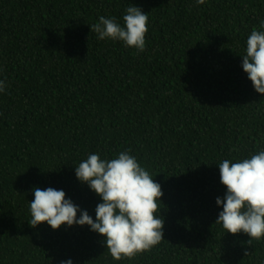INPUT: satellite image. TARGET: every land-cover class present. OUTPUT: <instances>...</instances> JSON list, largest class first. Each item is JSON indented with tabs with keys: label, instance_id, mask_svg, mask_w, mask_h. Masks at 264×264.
<instances>
[{
	"label": "trees",
	"instance_id": "obj_1",
	"mask_svg": "<svg viewBox=\"0 0 264 264\" xmlns=\"http://www.w3.org/2000/svg\"><path fill=\"white\" fill-rule=\"evenodd\" d=\"M130 6L148 14L143 53L90 29ZM261 21L264 0H0V264H264V239L215 223L218 164L264 149V96L241 67ZM121 151L161 186L164 240L116 261L87 226L30 227L36 187L95 220L75 167Z\"/></svg>",
	"mask_w": 264,
	"mask_h": 264
},
{
	"label": "clouds",
	"instance_id": "obj_2",
	"mask_svg": "<svg viewBox=\"0 0 264 264\" xmlns=\"http://www.w3.org/2000/svg\"><path fill=\"white\" fill-rule=\"evenodd\" d=\"M206 0H196L198 5ZM100 16L91 26L99 40L121 42L126 48L143 53L148 32V14L130 6L122 17ZM260 28L264 29V21ZM241 67L256 93L264 96V30H253L246 41ZM0 80V94L5 92ZM220 183L226 189L216 205L222 208L215 223L228 234L247 235L249 240L264 239V149L237 162L224 159L218 164ZM75 177L100 198L95 220L66 198L63 190L52 187L33 189L29 203L30 227L47 224L52 230L85 227L103 237L105 248L116 261L150 250L163 239L164 220L159 205L163 192L148 171L129 151L112 159L89 154L75 167ZM79 214V215H78ZM61 264H73L71 259Z\"/></svg>",
	"mask_w": 264,
	"mask_h": 264
}]
</instances>
